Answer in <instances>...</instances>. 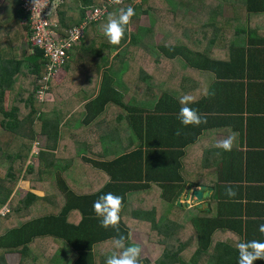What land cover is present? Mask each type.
Masks as SVG:
<instances>
[{
    "label": "crops",
    "instance_id": "0c3cea01",
    "mask_svg": "<svg viewBox=\"0 0 264 264\" xmlns=\"http://www.w3.org/2000/svg\"><path fill=\"white\" fill-rule=\"evenodd\" d=\"M191 2L189 13L175 10L179 22L175 29L166 25L167 37L155 43L152 36L156 45L175 47L173 54L160 52L158 61L142 48L115 54L119 47L106 38L102 20L95 22L90 38L69 50L41 106L46 117L58 122L57 139L51 140L55 148L48 154L60 160L48 167L45 178L24 181L22 189H31L37 198L14 218L16 226L38 220L52 233L32 239L24 264H105L108 255L120 251L113 245L117 234L139 246L144 235L147 253L140 259H148L147 264L150 253L157 264L164 249L173 252L170 264H237L239 242L264 241L259 230L264 224V0ZM17 4L0 0L4 31ZM76 6L68 10L77 14ZM19 22L24 36L16 39L17 56L32 55L26 21ZM136 53L144 56V65L131 62ZM229 61H236V74L224 65ZM134 67L144 78L139 71L132 75ZM21 77L26 79L18 77L13 93L27 88ZM184 95L193 98L189 107L205 123H180ZM232 133L236 139L230 151L215 147ZM36 137L32 149L46 148L48 133ZM38 138L42 146L35 144ZM190 185L191 190L210 187L207 204L197 208L185 198ZM228 187L234 197L226 195ZM108 192L124 195L119 233L102 227L93 211V202ZM4 255L5 263L22 264L20 254Z\"/></svg>",
    "mask_w": 264,
    "mask_h": 264
},
{
    "label": "trees",
    "instance_id": "16d2710c",
    "mask_svg": "<svg viewBox=\"0 0 264 264\" xmlns=\"http://www.w3.org/2000/svg\"><path fill=\"white\" fill-rule=\"evenodd\" d=\"M100 1L101 0H62L58 6L59 21L62 22L63 25L60 31L64 32V30L71 26L79 24L83 20L85 8L91 4L103 2V0ZM71 4L77 5V14H73L68 10ZM191 4V0H139V2L124 0L117 6L109 7L103 19L106 16L107 21L109 18H115L120 14L122 9H126L130 6L135 10V15L130 18L127 24L129 25L137 21V18L142 13L149 16H153V14L156 13L157 15H161V10L166 7L170 12V17L166 25H170L172 29H175L177 22H179V20L176 21L177 15L175 14V10H177V8H182L180 9L181 12L189 13ZM17 6L19 7V3ZM18 7H16L13 19H18V24L20 25L19 19L23 18L26 21V16ZM96 23L93 22L86 25L83 38H90L92 36V27L97 25ZM127 25L125 26L124 37H122L120 43L116 45L117 48L119 47V50L115 54H125L133 52L131 51L132 49L139 50L142 48L146 49L149 57L158 61L157 59L161 55L160 52L167 55L175 52V47L172 45L164 43L156 45L152 42L153 27L148 29L136 27L134 30H128ZM26 27L27 30H29L27 23ZM7 29V31H4V28L1 27L0 24V129L3 131L0 137V206L9 200L10 194L19 179L22 180L23 178V181L30 180V182L43 179L47 175L48 167H53L55 164L54 162L60 160L55 156L52 157L49 155L50 153L48 151V148H55L51 140H54V138L57 139L58 122L45 116L46 113H43L44 107H41L44 106L45 103L38 100L36 94L40 87H44L45 91L50 92L54 79L48 78L42 81V84L39 82L46 70L42 51L33 47L32 55L27 56L26 53L22 52V56L18 57L17 51L15 50L17 48V41L24 35H22L20 31L15 30L16 27ZM171 32L172 35H175L174 30H171ZM83 38H81V40ZM235 62H224L228 71L233 74H236L235 67L233 66ZM216 73L220 74L219 71H216ZM21 75H25L26 79H29L28 83L25 84L27 88H23L22 86L23 91H18L17 94L13 93V87L18 77ZM223 75L227 76L228 73H223ZM143 76L142 71L139 70V77L144 78ZM233 82L234 81H228L227 84L233 86ZM218 84L219 83H217L216 87H218ZM220 101L223 102L219 100L216 101V104L220 103ZM231 103L233 104V102ZM44 133H48L50 141L47 142L46 148L37 150L38 154L37 152L33 153L31 149L32 146H34L33 142L36 134ZM8 139L10 140L8 141ZM3 143H5V145ZM35 154H37V158ZM30 155L40 161L39 165L35 166L34 163H27V159ZM48 156L50 157L47 158ZM43 159H46L44 163L47 162V165L42 163ZM124 159L126 158H118L117 161H122ZM23 168H25L24 171ZM34 173H36V176L33 178L32 175ZM64 193L67 195L66 199L68 200L69 194L67 190H64ZM12 198L13 196L10 197V200H12ZM35 198H37L36 195L30 189L22 198L15 199L11 202V209L9 211L0 214V264H7L5 263L4 253L8 252L20 254L22 257L20 263H26V257L29 254V245L32 239L37 234H43L45 232L52 233V230H50L46 224H37L38 220L36 222L26 221L25 223H20L18 226L12 223L14 221V215L20 214L22 210L30 206ZM122 200H124V195H122ZM69 207L71 206L68 205L67 208ZM11 216H13V219ZM152 226H154V229H158L157 225L153 224ZM96 239L97 238H95V240ZM173 258V252L164 249L163 255L157 259L156 262L157 264H170L174 263Z\"/></svg>",
    "mask_w": 264,
    "mask_h": 264
},
{
    "label": "clouds",
    "instance_id": "9594fccd",
    "mask_svg": "<svg viewBox=\"0 0 264 264\" xmlns=\"http://www.w3.org/2000/svg\"><path fill=\"white\" fill-rule=\"evenodd\" d=\"M134 15L135 10L129 6L126 9H122L117 17L108 19L103 27V31L112 45L120 43L122 37L125 35V26ZM192 102L193 98L189 95H184L180 98L182 107L179 109L177 119L182 125H200L206 122L197 109L189 107V104ZM235 139L236 134L232 133L225 139L218 141L215 147L224 152L230 151ZM225 191L228 197L236 195L231 187L226 188ZM40 195H43V193H40ZM121 204L122 197L114 195L111 192L100 195L93 202V211L100 218L99 223L102 227H112L119 233ZM259 230L264 233V224L259 226ZM112 239L114 248L120 251L118 253L113 251L111 255H108L105 259V264H140L141 248L139 245L126 244L125 236L120 234L114 236ZM236 247L239 254L237 264H253L254 261L264 260V241H241Z\"/></svg>",
    "mask_w": 264,
    "mask_h": 264
},
{
    "label": "built area",
    "instance_id": "2783aa9c",
    "mask_svg": "<svg viewBox=\"0 0 264 264\" xmlns=\"http://www.w3.org/2000/svg\"><path fill=\"white\" fill-rule=\"evenodd\" d=\"M123 1L103 0L99 4H91L85 8L83 20L79 24L61 32L58 6L62 0H19V7L26 16L29 29L28 43L31 48L41 50L44 58L46 70L39 82L42 84L48 78L53 79L59 72L68 59L69 50L83 38L87 24L100 21L109 7L117 6ZM40 89L36 94L42 99V94L47 91L44 87Z\"/></svg>",
    "mask_w": 264,
    "mask_h": 264
},
{
    "label": "rangeland",
    "instance_id": "374dc122",
    "mask_svg": "<svg viewBox=\"0 0 264 264\" xmlns=\"http://www.w3.org/2000/svg\"><path fill=\"white\" fill-rule=\"evenodd\" d=\"M102 1V0H101ZM100 1V2H101ZM11 9H13L12 7H11ZM162 14L161 15H157V13L156 14H153V16H148V15H139V17L137 18V21H134L133 23H131L130 25H129V27L131 28V29H133L135 26V24H139V25H144V26H148L149 24H150V22H152L153 23V21H156L157 23L154 25V34H153V38L155 39H153L154 41H155V43H158V42H160V40L163 38V36L165 35V37H167V35H169L170 34V31H169V28L168 27H166V23L168 22V19H169V17H170V12L168 11V8H163L162 10ZM182 15H184V14H182ZM105 16V15H104ZM103 16V17H104ZM7 17H8V15H7ZM107 17V16H106ZM102 18L101 20L103 21V22H105V24L107 23V18ZM184 17V16H183ZM4 17H1L0 18V24L2 23V19H3ZM6 18V17H5ZM4 26H7V25H10L8 28H10V27H13V26H15L16 27V29L15 30H18V31H20L21 33H22V28H21V26L18 24V21L16 20V19H7L6 20V23H4L3 24ZM20 46V45H19ZM18 46V49L20 48ZM118 49V48H117ZM143 59H145L144 58V56L142 55V54H140V53H136V60H134V61H131L134 65H137V64H141L142 63V65H144L143 64ZM135 62H136V64H135ZM134 71V74L132 73V75H135V73H137V71H139V69L138 68H136V67H134L133 69H131V70H129L130 72L131 71ZM58 74H59V72H57L55 75H54V78L53 79H55V80H57L58 79ZM136 76V75H135ZM129 77H133V76H129ZM24 78L23 77H21V79H20V81L21 80H23ZM25 80H27V82L29 81L28 79H24L22 82H24ZM23 87H24V85H23ZM41 90V89H40ZM17 94V93H16ZM50 92H45V93H43L42 94V99H40V98H38V100H40V101H42V103H44V102H47L48 100H49V97H50ZM46 99V100H43V99ZM37 101V100H36ZM3 134V131L0 129V137H1V135ZM4 138V137H3ZM35 138H37L36 136H35ZM10 139H8V141H9ZM38 140H39V138H38ZM1 142H2V140H1ZM40 142V143H39ZM39 142L38 143H36L35 142V144L36 145H39L40 144V146H42V142H41V140H39ZM4 145H5V143H3ZM33 150V151H32ZM35 148L34 149H31V151L33 152V153H35V152H37V150H35ZM33 155V154H32ZM37 154H35V156H36ZM37 161V159L36 158H34V157H31V155L28 157V159H27V163H35ZM46 161V159H43V161H42V163L44 164V165H47L46 163H44ZM21 164V163H20ZM25 170V168H23V171ZM33 172H35V171H33ZM36 176V173H34L33 175H32V177L34 178ZM24 181H23V178H22V180L21 179H19L17 182H16V184H15V186H14V189L12 190V192H11V194H10V197H12L13 196V198H12V200H10V197H9V200L8 201H6L3 205H1L0 206V214H4V213H6L7 211H9L10 209H11V202H13V200H15V199H20V198H22L25 194H26V191H27V189H22L23 187H24ZM18 206V205H17ZM13 215V214H12ZM27 215V217L28 218H30V215H29V213H27L26 214ZM21 217L20 216V214H15L14 215V218L15 217ZM12 217V219H13V216H11ZM23 219V218H22ZM13 221V220H12ZM11 221V222H12ZM12 223H14V221L12 222ZM15 224V223H14ZM147 225V224H146ZM141 230H143V229H141ZM140 231V230H139ZM144 231H140V233H143ZM145 233V232H144ZM143 233V234H144ZM140 243H141V245H140V248H141V256H145L144 254H146L147 253V251H145V252H143L144 250H145V248L144 247H146L145 246V244H146V242L144 241V239H145V236L144 235H142L141 234V236H140ZM11 254V253H10ZM151 257H152V259H151V262H150V264H154V259H155V256H156V254L153 256L151 253L149 254ZM11 257V256H10ZM4 259L7 261V259H6V256L4 255ZM12 260V259H11ZM5 261V262H6ZM20 261V260H19Z\"/></svg>",
    "mask_w": 264,
    "mask_h": 264
},
{
    "label": "water",
    "instance_id": "95a60500",
    "mask_svg": "<svg viewBox=\"0 0 264 264\" xmlns=\"http://www.w3.org/2000/svg\"><path fill=\"white\" fill-rule=\"evenodd\" d=\"M111 52L115 51V48L112 47L110 49ZM192 185H190V187H188L185 190V198H190L191 201L195 202L196 207L200 208L202 204H207V202L205 201L206 198L209 196V190L210 187L202 185L199 186V188H194L191 190ZM177 204H180V202H178ZM148 263V259H140V264H147Z\"/></svg>",
    "mask_w": 264,
    "mask_h": 264
}]
</instances>
